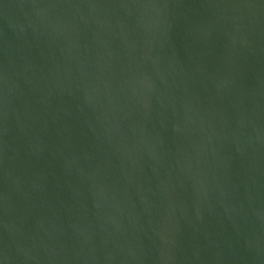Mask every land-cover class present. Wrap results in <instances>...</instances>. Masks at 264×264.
Wrapping results in <instances>:
<instances>
[{"label":"water","instance_id":"obj_1","mask_svg":"<svg viewBox=\"0 0 264 264\" xmlns=\"http://www.w3.org/2000/svg\"><path fill=\"white\" fill-rule=\"evenodd\" d=\"M0 264H264V0H0Z\"/></svg>","mask_w":264,"mask_h":264}]
</instances>
